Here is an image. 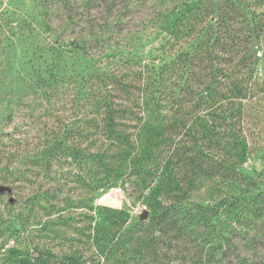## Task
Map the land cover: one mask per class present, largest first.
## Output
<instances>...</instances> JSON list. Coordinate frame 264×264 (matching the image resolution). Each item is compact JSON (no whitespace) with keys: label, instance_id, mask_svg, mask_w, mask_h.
I'll return each instance as SVG.
<instances>
[{"label":"rangeland","instance_id":"obj_1","mask_svg":"<svg viewBox=\"0 0 264 264\" xmlns=\"http://www.w3.org/2000/svg\"><path fill=\"white\" fill-rule=\"evenodd\" d=\"M198 1L206 12L182 18ZM237 11L263 27L235 35L264 72V0H0V264H264V216H236L231 173L200 159L196 98L189 128L160 127V90L200 89V65L164 74L148 108L138 89L199 53L216 12L238 29ZM260 127L234 169L264 168Z\"/></svg>","mask_w":264,"mask_h":264},{"label":"trees","instance_id":"obj_2","mask_svg":"<svg viewBox=\"0 0 264 264\" xmlns=\"http://www.w3.org/2000/svg\"><path fill=\"white\" fill-rule=\"evenodd\" d=\"M230 11L235 12L234 9ZM204 12L206 10L203 9L202 1H198L186 6L182 18L187 14L195 17ZM208 12L210 15L212 11H207L206 14ZM223 16L225 15L216 12L214 23L202 33V36L207 38L202 41L201 45L204 47H200L199 53L175 54L174 60L159 67L158 73L157 69H154L153 77L150 74L145 75L146 81L138 89L142 90V103L148 108L150 100L154 99L155 92L161 87L164 74L178 70L184 71L194 62L200 65V72L196 78L197 82L202 84L200 89L194 91L186 83V78L184 83L178 86L176 96L174 91L171 94L161 93L164 92L165 86L163 90H160V95L171 98L170 101L174 105H172L171 120L163 122L161 119L160 127L172 128L177 124H182L183 128H189L184 123L183 106L185 102H191V98H196L192 106L200 109L199 115L195 117L198 126L197 138L203 150L200 159L203 163L215 167L219 173L226 171L231 173L235 190L232 204L236 216H240L242 210H249L255 216H264V187L261 186H264V168L260 171L252 169L251 173L234 169L240 163L238 157H244L257 148L256 139H259L263 132L262 127L258 128V124L259 121H264V72L257 71L254 53H247L248 43L242 49L244 53H239L242 47L238 35L235 34L237 32L240 34V31L244 29L249 34L257 30L261 31L263 27L261 25L250 26L245 18L246 14L237 11L235 16L243 19L241 26L233 30L228 23V19L232 20L228 17L229 13L226 17ZM213 35L215 37L212 42L208 43ZM215 51L219 53H214ZM229 51L233 53H228ZM114 83L117 81L115 80ZM193 108L191 107V110ZM147 112L149 119L154 112L152 109H147ZM109 119L113 120L114 117H109ZM246 124L253 128L247 127ZM115 136L118 138L119 134L116 133ZM214 148L221 154H213ZM250 188L253 189L250 190ZM171 211L167 207L161 212L159 218L162 223L165 224L166 221L167 224V221L172 218ZM118 244V239L108 240L104 260H108L112 254L111 251H115V246Z\"/></svg>","mask_w":264,"mask_h":264}]
</instances>
